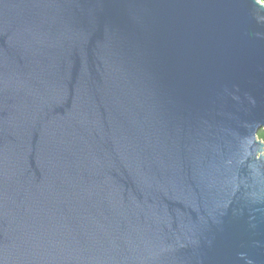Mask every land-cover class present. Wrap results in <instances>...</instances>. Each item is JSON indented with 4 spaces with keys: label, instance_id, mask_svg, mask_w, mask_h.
<instances>
[{
    "label": "water",
    "instance_id": "water-1",
    "mask_svg": "<svg viewBox=\"0 0 264 264\" xmlns=\"http://www.w3.org/2000/svg\"><path fill=\"white\" fill-rule=\"evenodd\" d=\"M264 4L0 0V264H264Z\"/></svg>",
    "mask_w": 264,
    "mask_h": 264
},
{
    "label": "trees",
    "instance_id": "trees-1",
    "mask_svg": "<svg viewBox=\"0 0 264 264\" xmlns=\"http://www.w3.org/2000/svg\"><path fill=\"white\" fill-rule=\"evenodd\" d=\"M257 138L261 139L264 142V130L263 129H259L257 131Z\"/></svg>",
    "mask_w": 264,
    "mask_h": 264
},
{
    "label": "rangeland",
    "instance_id": "rangeland-1",
    "mask_svg": "<svg viewBox=\"0 0 264 264\" xmlns=\"http://www.w3.org/2000/svg\"><path fill=\"white\" fill-rule=\"evenodd\" d=\"M260 3L264 4V0H258Z\"/></svg>",
    "mask_w": 264,
    "mask_h": 264
}]
</instances>
